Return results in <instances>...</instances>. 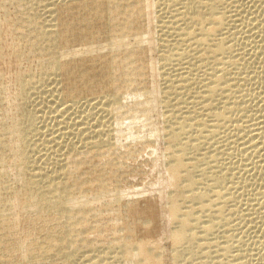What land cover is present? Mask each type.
Listing matches in <instances>:
<instances>
[{"label":"bare ground","instance_id":"6f19581e","mask_svg":"<svg viewBox=\"0 0 264 264\" xmlns=\"http://www.w3.org/2000/svg\"><path fill=\"white\" fill-rule=\"evenodd\" d=\"M5 1L6 0H0V10L3 9V3ZM8 1H12V3L18 5L20 2L21 4L25 2V0ZM63 1H67L68 3L71 1L75 2L76 0H61V2ZM90 1L95 2L93 9L96 10V13L101 16L102 13L106 14L108 19L106 26L109 27V30H106L108 31L107 33H110L107 35V38L102 42L98 40L97 42L88 45L86 52H93L94 50H90L89 48L94 47L99 55L107 53L108 56V53L110 54V60H107L109 70L108 77L111 85L115 88V93L107 95V100L101 107L103 113H106L111 119L107 121V123H110V126L106 129L107 131L105 130L106 132L100 129L93 130L91 133L93 135L88 134L84 140H81V147H67L69 149L66 148L67 150L64 154L57 156V158L54 159L52 164L55 166L53 167V165H51L53 168L49 170V165L45 166L46 168L43 166L41 167V165L39 167L35 166L34 163H36V160L34 158L31 159L32 156L30 157L28 153V148L30 146L29 143L31 142L29 137L30 135H33L34 132L38 133L36 118L33 117L31 113H22V108L19 109L22 104H18L17 102L15 105L16 113L14 115H9L8 112H5L4 110L2 111L6 114L4 112L2 113L0 110L2 114H0V264H59L60 262L58 263V261L60 260L64 261L63 264H74L76 262L75 259L79 256L82 248H88L91 252L94 250L93 247L95 245L93 246L91 244L92 242H89V234L94 237V235L97 236L109 233L114 234L116 237L114 236L115 238L108 242V251L112 252L113 249L120 250L115 258L122 264H163L159 252V246L156 243L146 239L134 240V235L136 233L135 226L141 224L147 228V226L150 225V222L140 218L136 222L132 219L129 220V211L131 213L134 212L135 204L132 202H124L125 204H122L124 195L122 196L120 193L121 188L119 185L111 186V188L109 187L107 181L117 179L116 182L119 184L121 180V176H119V164L114 166V164L112 165L114 162H111L112 167H107V173H105L102 179H94L85 186L78 185L75 189H72L73 186L71 187L69 185L72 175L77 169L78 163L90 161V164H94L98 163L99 160L106 164L109 163L111 155H114L113 153L117 154L116 152L120 148L118 140L122 139L121 136L127 135L130 139H134L132 141L134 144L144 145L152 143L157 138L158 131L155 128L150 129L152 125L150 119H148V122L151 125L149 127L147 126V128L145 126L147 121L144 122L143 120L145 119L143 118L144 116L145 118H148V115H151V112L155 109L154 104L159 99H162L163 104L161 105H163V108L166 110L164 119L169 123L167 130H163L164 134L166 133L165 136H167L166 150L168 155H166L168 160H166L167 164L165 165L168 167L167 173L169 174L168 180L170 182L168 183L171 184V187L173 186L175 188V191L172 194L170 193V196L168 195L170 197L168 212H170V219H172L171 221H173L175 228L172 232L171 239L175 244L174 258L176 259V264H185L181 261L183 251L180 252V249L188 246L189 250H191L190 248L195 244L197 245L200 231L197 232L196 230L200 229V227V230H202L201 232H203L204 235L213 233L216 229V220L226 216L223 215V199H227L229 196L231 198L230 186V188L226 187L225 190L222 187L221 190L216 189V186H220V183L226 175L213 174L209 176L206 172L208 167H206L200 169V174L196 176V172H198L200 167V164L196 162L199 159L197 160V157H192L190 150L195 151L198 154V152H202L200 149L203 146L204 149L208 146L212 149L214 145L218 143L217 139H219V132L224 124H222L221 120V123H219V121L214 123V118H212L213 115L215 119H217V116H220L219 118H229V120L232 121L231 118L233 116L235 117L247 110L246 106L242 104V99L245 98L244 94L248 91L246 93L244 91V94L241 92L243 95L241 93L238 94L241 89L238 84L240 78L236 77V75H240L237 71L240 72L243 70L242 65L245 64V62L243 64L245 58H236L238 55L235 57L237 47L234 45L236 44L229 43V39L232 40L233 34L226 30L227 27L231 25L228 24V21H230L229 18H236L240 12L235 14L236 17H228V14L226 13L228 7L226 9L225 6L228 4V1L226 4V0ZM262 1L263 0L260 2L262 3ZM41 2H45V0ZM46 2L45 11L48 14H56L57 6L61 2H58V0H48ZM256 2L257 1H255V3ZM260 2H257L256 4H259ZM230 6L232 7L231 4ZM230 6L229 8H231ZM262 7L264 6L262 5L261 9ZM234 10L229 11L232 12ZM21 11L22 9L20 10V13H22L25 18L27 17V20H33L30 22L33 24V28H30L31 24H29L30 26L28 27V30L21 33L23 34L25 43L29 45L28 47L32 52L37 50V48L41 49L39 54H49L50 52L49 55L52 56V58H49L50 60L47 62H45L46 58H44L45 63H43L45 65H42V69L50 76L53 75L58 78L61 76L62 68H67L70 64L68 61H73L74 58L81 56L82 51L77 49L71 53V49L66 48L64 53L59 55L58 52L56 54L55 49L59 47H57V40L60 35L65 43H70V36L57 33L59 25L57 14L56 17L49 15L50 20H45V23L42 22V18L38 16L37 13V15L32 14L28 8L24 9L23 12ZM233 13L234 12L231 14ZM257 14H259V12ZM254 15L252 14V16ZM251 20L250 23H252ZM26 21L24 19V22ZM28 23L29 22H27V24ZM43 23H45V25ZM152 23L155 24L159 33L158 43L160 45V53L162 54V58L160 57L162 63L159 67L154 62L148 61L146 56L147 46L145 45H147L152 39L150 30ZM257 23L255 24L257 25ZM260 23L261 22L258 24ZM250 25L254 26L252 24ZM243 27L241 29H244ZM248 28L249 31H251L250 26ZM248 28L246 27L245 29ZM236 29L238 28L236 27ZM225 30L227 33L232 34L230 35L232 37L229 38V36L223 35ZM243 32H245V30ZM233 33L235 34L236 32ZM237 33L240 35L239 32ZM3 34V28L0 27V63L6 61V58L11 57H9V54L5 55L7 49H4L5 51L3 50ZM33 34H36L37 37L35 36V40L32 41L31 37ZM92 36L95 37L94 35ZM45 43H48V45H45ZM5 44L7 43L5 42ZM40 44L42 48L39 47ZM11 47L6 46V48ZM261 47L264 46L261 45ZM10 51L7 50V52ZM11 52L10 55L13 54V51ZM14 52L16 59H19V61L24 57L22 51L15 50ZM250 54H252V52ZM62 58H66L67 60L61 62ZM188 59H190V61ZM191 59L196 60V62L194 63ZM13 60L15 61V59ZM182 60H187L188 63H185L187 67L184 65L186 68L183 67V65L182 67L179 65L185 70H181V72V68L176 70L175 67H178L177 63L179 61L181 63ZM195 67L202 69L201 71H203L202 74L204 76H200L199 74H201V72L199 73L197 69H194ZM158 68L159 71L161 70V77L163 80V86L161 88H154V83V87H150V89L147 88L148 85H146L145 88H138L136 86L140 80H143L146 77V72L149 71V69L155 70ZM193 69L198 71V78H204H201L202 80L200 79L201 82H199V86H197L199 91H193L194 93H197V95L193 98L192 96L190 97V99L192 98L191 102L184 97L187 96L186 93L190 91L189 89L192 85L193 78L190 79L191 77L189 76H192L193 74H188L189 72L191 74V70ZM234 70H236V75H233L235 74ZM174 72L176 74H173ZM31 74L32 73L28 72L27 75L30 77H27L28 80H25V76L22 74H16L18 76L15 77V89L17 90L19 98L23 101H26L27 99L26 92L28 86L33 83L30 76ZM76 75L77 73L75 76H72L76 77ZM4 77L5 76L0 72V100L7 101V99L11 100L12 98L9 93L10 89L5 86V84L1 83ZM193 77L195 79L196 75L194 74ZM68 79L70 82V78ZM196 80L198 79L196 78ZM145 81L147 82L148 80ZM54 83H57V81ZM193 84L196 87L198 83L194 82ZM78 85L70 84L67 93L60 90L62 96L72 97L74 93H80V90L84 87L78 89ZM194 85L192 86L194 87ZM91 87L93 88L94 85L89 86L90 89ZM86 89L89 90L88 88ZM55 92L60 94L59 89L55 90ZM136 99L142 100V102L140 101L142 103V109H139V104L135 105ZM204 108L207 109V115L212 121L206 118L207 115L204 112ZM138 112H140L139 116L136 115ZM7 115H9V117L6 118V120L5 118H2ZM226 119L223 121L225 122ZM248 128L250 127L246 128L245 125L243 127V129ZM223 129L224 128H222V130ZM81 132L89 133L86 126ZM256 137L259 139L258 135ZM244 143L246 145V142ZM254 143L251 144L254 145ZM205 144L207 145L205 146ZM251 144L249 143L250 147ZM258 144L259 143H257L256 146H258ZM247 146L244 147L247 149ZM203 148L202 150H204ZM206 150L208 151L209 149H205V151ZM128 152L130 158H134L137 155L133 151ZM216 153L210 155L207 152L208 155L202 157L203 163L209 166V168H212L211 164L217 161L218 156L216 155H218V153ZM111 165L109 164V166ZM94 171L95 169L91 167L90 173L86 176H91ZM202 181L213 182V184L208 183L204 186L206 188L201 189L199 184ZM86 182L87 179L84 178L83 183ZM224 182L225 181L221 184ZM108 187L110 189H108ZM103 188L110 190L108 193H115L116 205L105 206L103 207L105 209L96 212V208L95 206H92V204L95 201L102 200V198L106 196L107 191L105 192V189L102 191ZM92 192L94 195L90 199L88 193ZM230 198L228 200H230ZM188 203H191V205H187ZM197 205H200V207H196L197 209L199 208L200 211L203 209L201 212V214L203 213V216L208 212L210 216L213 217L214 215L215 217H210V219L208 217L209 215H207L208 213L204 218L202 215L196 216L195 213L197 212H194L192 209L196 210L195 206ZM217 205L223 207L220 206L221 208L219 209ZM215 206H217V209ZM214 209L218 210L217 213L215 212L216 215L213 214ZM133 217L134 219L137 218L135 216ZM205 217L208 218L207 223H205L206 221H203ZM94 219L96 220L92 225L91 222ZM103 221H107L108 223L105 225L103 224ZM228 250L229 248L225 247L224 252H227ZM189 253L190 255L193 254L192 251L188 252V254ZM107 255L109 256V254ZM107 255H104L105 257L103 259H100V255H87V261L89 264H97V261L101 262V260H103V264H108L109 258L107 260Z\"/></svg>","mask_w":264,"mask_h":264},{"label":"rangeland","instance_id":"374dc122","mask_svg":"<svg viewBox=\"0 0 264 264\" xmlns=\"http://www.w3.org/2000/svg\"><path fill=\"white\" fill-rule=\"evenodd\" d=\"M41 1L25 0L24 3L22 2L23 4H21L20 2L18 5L12 3V1L6 0L3 3L4 4L3 9L0 10V25L2 24L0 27H2L4 31L3 50L7 49L9 51L10 50L13 51V54L10 55V53H12L11 51L7 52V50L6 51L4 50L5 55L9 54V57L10 56L11 57L6 58L7 59L6 61L0 63V72L5 76L4 77L5 80L3 79L1 83L5 84V86H7L10 89L9 93L12 98L11 100L7 99V101L0 100L1 103L0 110L2 113L5 111L8 112L9 115H14L16 113L15 105L17 102L18 104H22L21 107L19 108V109L22 108L21 110L22 113L24 114L31 113L33 117L36 118L38 133L34 132L33 135H30L31 138L29 137V140L31 142L29 143L30 146L28 148L29 149L28 153L30 157L32 156L31 159L34 158L36 160L35 161L36 163H34L33 161L34 159L32 160L35 166L39 167L41 165V167L42 166L45 167L49 165L50 167L48 169L50 170L55 166L52 164L54 162V159L57 158V156H61L62 154H64L65 151L69 149L67 147L70 148H72V146H74L75 148L81 147L82 145L81 140H84V138L87 137L88 134H91L93 130L95 131L97 129H100L105 131L106 129L109 128L110 123H107V121L111 119L109 118L108 115H106V113L105 114L103 113V109L101 107L107 100L106 96L115 93L114 92L115 88L111 85L108 77L109 70H108L107 60H110V54L108 53V56L107 53H103L102 55H99L98 52H96V50L94 49V47L92 48L90 47L89 49L94 50L93 52L95 53H93L92 51L91 53L86 52L88 49V45L97 42L98 40L102 42L107 38V35L110 33V32L107 33L109 27L106 26L108 20L106 14L102 13V16L98 15L96 13V10L93 9L95 6V2L90 0H76L75 2L71 1L68 3L67 1L61 2V0H58V2L60 1L61 3L58 4L57 13H56L57 18L59 19L57 33L70 36V43L69 44L65 43L60 35L59 39L57 40L58 43L57 47L58 46L59 47L55 49V52L56 54L59 52L60 55L61 53H64V50H66V48H70L71 50L70 49L69 50L70 52L72 51L71 53H73V51L78 49L82 51V55L74 58L73 61H68L70 64L68 65L67 68H62L61 76H59L58 78L53 75L50 76L48 73L44 72V70L42 69L43 68L42 65H45L44 63L49 61L52 58V56L49 55L50 52L49 54L47 53L39 54L41 49L38 48L33 52L31 49H29L28 47L29 45L25 43L23 34L21 33H24L25 30H28V27L30 26L29 24H31L30 28L31 27L33 28L32 26L33 24L30 23L33 20L32 21L30 19L27 20V17L25 18V16L22 13H20L21 9H22L21 12H23L24 9L28 8L32 14L35 15L38 14V16L42 18L41 19L42 22H45V20L48 19L50 20L49 15L52 14H48L45 11L46 10L45 5L47 4L46 1L48 0H45V2H41ZM230 1L226 0L225 3L227 2L228 4L227 3L226 4L229 6L231 4L232 7L231 6L230 7L232 9L229 8V6L225 5L226 9L228 7L229 10L237 9L238 11L234 10L232 11L234 13L231 14L232 12H230L228 9L227 10L225 9L226 13L228 14V17H236L235 14H238V12H240V14H238L237 16L238 18L237 17L234 19L232 18L234 21L231 18H229L230 21H228V24L231 25H229L230 27L228 26L229 28L227 27L226 30H228L227 32H230L233 35L227 33L226 30L223 35H227L229 36V38L233 36L232 40L229 39V43L236 44L234 46L237 47L238 51L236 50L235 47L236 50L235 57L238 55L239 57L237 56L236 58H240V57L243 59L245 58V60H243V64L244 62L245 64L242 65L243 70L240 72L237 71V73H239L240 75H236L237 74L236 70H234L235 72L233 71L235 73L233 75H236V77L240 78L238 80L239 82L238 84L241 89L239 90L240 92L238 94H240L241 92L244 94V91L245 93L248 91L246 94H244L245 98L242 99V104L246 106L247 110L243 111L242 114L240 113L235 117L231 116L232 121H230L229 118L228 119L224 118L226 119L224 122L223 121L224 119L219 118L220 116H217V119H215L213 115L212 118H214V123L219 121V123L222 122V124H224L225 126V127L223 126L222 128L224 129L222 130L221 128L222 131L220 130L219 132L220 133L218 137L219 139H217L218 143L214 145V147L212 148L213 150L211 149L210 146H208L205 149H209V150L205 151L203 146L202 148L204 150H202L201 148L200 151L202 152H198V154L195 151L190 150V153L192 154L191 156L197 157V160L199 159L196 162L200 164L198 172L200 169L208 167L206 172L207 175L209 176L213 174L226 175V177L223 178V181L225 182L227 181V182L226 183L224 182L225 184L224 183L221 184L223 182L222 181L220 183V186L219 185H217L218 187L216 186V189L221 190L222 188H224L225 190L226 187L230 186L231 198L230 196L229 197L227 196L228 197L227 199L226 198L223 199L224 200V208H222L224 209L223 215L226 216L222 217L224 219L220 218L218 219L219 221L216 220V229L214 230V232L204 235L203 232H201L202 230H200L201 229L200 227V229L196 230L197 232L200 231L199 241L197 245L195 244L192 247L193 249L190 248L191 250H189L188 246L182 247L180 249V252L183 251L181 261H183V263L185 264L186 263L187 264H264V174H263L264 173V139H263L264 133H262L264 132V116H263L264 115V47H261V45L264 46L263 44L264 25H262L264 24L263 23L264 7H262L261 9V6L262 5L264 6L263 4L264 0L262 1V3L260 2L261 0L260 1L230 0ZM255 1L260 2L259 3L260 5L256 4L257 2L255 3ZM23 6L24 7L28 6V7L24 8ZM258 12L260 15L257 14ZM56 14H53L52 16L56 17ZM252 14L254 16H252ZM24 19L25 21L26 20L27 21L24 22ZM254 19L257 21H255ZM250 20L252 21V23H250ZM258 21L261 22L260 23L261 25L258 24L259 23ZM27 22L29 23L27 24ZM45 23L43 24L45 25ZM255 23H257V25ZM5 24L8 25L11 24V25L8 26ZM250 24L254 25L255 27L251 26ZM245 26L247 28L250 26L251 31H249V28L245 29L246 28ZM236 27L241 31L236 29ZM242 27L244 29H241ZM150 30H151L152 39L150 42L147 43V45H145L147 46L146 56L148 61L154 62L159 67L160 64L162 63L160 60L162 58L161 56L162 54L160 53L161 50L159 47L160 45L158 43L159 33L154 23H152ZM242 30L243 31L245 30L246 33L243 32ZM233 32L236 33L234 34ZM237 32H239L240 35ZM92 35H94L95 37H93ZM35 36L37 37L36 34L32 35L31 37L32 41L35 40L36 38ZM237 41L239 44L237 43ZM5 42L7 44H5ZM45 45H48V43H45ZM6 46L8 47L13 46V47L6 48ZM258 46L259 49L261 48L260 50L258 49ZM16 47L18 50L16 49ZM39 47L42 48L41 44ZM15 50L20 52L22 51L24 57L22 56L23 58L20 61L15 57V52H14ZM251 52L252 54H250ZM38 54L42 57H40ZM92 54L93 55L95 54L96 56L95 55L93 56ZM12 58L15 59V61ZM44 58H46V61ZM66 60H67L66 58H62L61 62H65ZM188 60L190 61V59ZM192 60L193 59H191V61ZM193 61L194 63L196 62V60ZM185 63L187 64L188 61L182 60L181 63L179 61L177 63L178 67L176 66L175 69L176 70L180 69L182 65L183 67H185L184 66L186 65ZM179 65H181V67ZM194 69H197L199 73L201 72V74H199L200 76L201 75L204 76L202 74L203 71H201L202 69H200L199 67L198 68L195 67ZM181 70L185 71L182 68L180 69V71ZM193 70H191V74L189 72L188 75L193 74L192 76H189L191 77L190 79L193 78L192 85H194L193 84L194 82L198 84L196 85V87L194 85L195 89L191 85L189 89L190 93L189 92L186 93L187 96H185L184 98H187L186 100L188 101H191L192 98L197 95V93L194 92H197L198 90L197 86H199V82H201V80L204 78V77L198 78L199 77L197 73L198 71L194 70L195 71L194 72ZM4 72L6 73V75ZM28 72L32 73L30 76L32 78L33 83L32 85L30 84L28 86L27 88L28 93L26 92L27 99L26 101H23L17 95V90L15 89V84H14L16 83L15 77H17L19 74H22L25 76V80H28V78H30L27 75ZM73 72L75 74L77 73L76 77H74L75 74ZM146 73H147L146 77L137 83L136 86L138 88H145V86L148 85L147 86L148 89L154 86H155L154 88L157 87L156 89H159L163 86L161 70L159 71V68L155 70L149 69V71H147ZM173 74L176 73L174 72ZM194 74L196 75L195 79L193 77ZM68 78H70V82ZM196 78L198 80H196ZM145 80L148 81L146 82ZM56 81L57 83H54ZM70 84L71 85L79 84L78 89H80L81 87H84L85 89L82 88L83 90L81 89L80 93L77 94L74 93L72 97L62 96L60 90L67 93V91H69ZM91 85H94L93 88L91 87L92 90L89 88V86ZM86 88H88L89 90H87ZM57 89H59V93L61 94V96L60 94H57L55 92V90ZM191 96L192 98L190 99ZM102 97L105 98L103 99ZM135 101H136L135 105L139 104L138 105L140 107L139 109H142V103H141L142 100L136 99ZM161 104H163L162 99H159L158 101L155 102L154 104L155 109L151 112V115L149 114L148 118H145V116L144 118L142 117L143 119H145V120L142 119L144 122L146 121L148 122V119H150V122L153 125L152 127V125L149 124V122L148 123L146 122V124H148V125L145 124L146 127L147 126L149 127L151 125L150 129L155 128L158 131L157 138L152 143L150 144L147 143L144 145L134 144L132 142L134 139L131 138L132 139L131 140L130 137H128L127 135H123L125 138L127 137L126 139L123 136H121V138L124 140H122L121 138H120L121 140H118L120 148L116 152L117 154L113 153L114 155H111L110 157L111 160H109V163L106 164L103 161H100L99 159H97L99 160L98 163H94V164L93 163L90 164V161H84L82 163H78L77 169L75 173L72 175L69 185L71 187L73 186L72 189H75L77 188L78 185L85 186L86 184L92 182V180L94 179L97 178L102 179L105 173H107L108 170L107 167L110 168L112 167L113 164L114 166L119 164L118 168H120L119 176H121V180L119 184L118 182H116L117 179L115 180L111 179L110 181H107L109 187L111 188V186L113 187L115 185H119L121 188L120 193L122 194V196L124 195L122 204H125L127 202H132L135 204L134 212L131 213L129 211L130 214L129 220L132 219L135 220L136 222L140 218V219L148 220L150 222V225L147 226V228H145L141 224L135 226L136 233L134 235V240L146 239L152 241L153 243H156L159 246V252L161 254V258L163 261L162 263L176 264V259L174 258L175 244L172 242L171 239L172 232L174 231L175 228L173 221H171L172 219H170L171 218L170 212H168V205L170 198L169 196L175 191V188L173 186H172L173 188L171 187V184H169L170 182L168 180L169 179V174L167 173L168 167L167 165H165L167 164L166 160H168L167 158L168 154L166 150L167 136H165L166 133L164 134L163 132V130H167V126L169 123L164 119L166 110L165 108H163L164 106ZM204 110H205L204 111L205 114L207 115L208 114V111H206L207 109L204 108ZM138 113L136 114L137 116L140 115V112ZM9 115L2 118H5L6 120V118H8ZM207 116L206 118L210 120L209 116L208 117ZM210 121H212V119ZM244 125L246 128L247 127L250 128L243 129ZM85 126L86 128H88L89 133L81 132L83 131ZM255 127L256 128L258 127L257 129L259 130H257ZM255 134L256 136L258 135L259 139L255 136ZM249 140L252 141L250 142ZM244 142H246V145ZM249 143L250 144L254 143V145L251 144L250 147ZM257 143L259 144L261 143V144L260 145L258 144V146H256ZM207 144H205V146ZM244 146H247V149ZM128 151L135 152L137 154L136 157L130 158L128 156L129 155ZM207 152L210 155H214L216 152L218 153V155H216L218 156L217 161L211 164L212 168L211 167L209 168V166L203 163L202 157L204 155H208ZM111 162L114 163H112L111 165ZM109 164L111 166H109ZM51 165H53V167ZM91 167H93L95 171L92 173L91 176L87 177L86 175L90 173ZM198 172H196V176L200 174V172L199 173ZM84 178L87 179L86 183H83ZM208 183L211 182L202 181L200 182L199 187L201 189L206 188L204 186H206ZM211 184H213V182ZM109 187L108 189H110ZM104 189L105 188H103L102 191H104ZM108 189L107 190L105 189V192L107 191L106 196L102 198V200L93 202L92 206H95L96 212H99L101 209L102 210L105 209L103 208L105 206L116 205L115 193L114 192L108 193V191H110ZM92 193H88L89 194L88 197L90 199L94 195V193L93 194ZM229 198L230 200H228ZM187 205H191V203L190 204L188 203ZM217 206L219 207V209L223 207L221 205H220L221 207L219 205ZM217 206H215L216 209ZM196 207H200V205L195 206V208ZM216 209H214L213 212V214L215 215L218 212V210ZM192 210L194 212L200 213V214L195 213L196 216L197 215L203 216V213L201 214L203 209L201 211L199 210V208L198 209L196 208V210L195 209ZM197 210H199L200 212ZM206 214L204 216H206ZM207 215H209V213ZM133 216L137 218L134 219ZM208 217L210 218L212 216L209 215ZM213 217L215 216L213 215ZM207 219L208 218L205 217L203 221H206L205 223H207L208 222ZM95 220L96 219H94L91 222V224L94 223ZM107 223H108L107 221H103V224L106 225ZM90 235L91 234L88 235L90 238L89 242L90 243L92 242L91 244L93 246L95 245L93 247L94 250L91 252L88 248L85 249L82 248L83 250L82 249L80 250L81 252L79 253L77 259H75L76 262L74 264H89V262L87 261V255L93 256L94 254L97 256L100 255L99 256L100 259H103L105 257L104 255L109 254V256L107 255V260L109 258L108 264H115V263L122 264L118 259L115 258L119 254L118 252H120V250L113 249L112 252L108 251L109 248L108 242L112 241V239L116 237L114 234L109 233V234L97 235V236L94 235V237L92 235L90 237ZM225 247L229 248L227 252L226 251L224 252ZM190 251H192L193 253L192 255H190V253L188 254V252ZM63 262L64 261L61 260L58 261L59 264H63ZM99 262L100 261H97V264H101V263L103 264V260H101L100 263Z\"/></svg>","mask_w":264,"mask_h":264}]
</instances>
